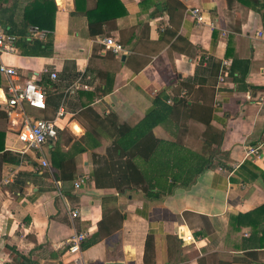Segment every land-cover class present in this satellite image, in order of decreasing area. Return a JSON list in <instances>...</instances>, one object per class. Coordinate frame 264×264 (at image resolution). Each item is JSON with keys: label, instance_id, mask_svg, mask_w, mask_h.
<instances>
[{"label": "crops", "instance_id": "1", "mask_svg": "<svg viewBox=\"0 0 264 264\" xmlns=\"http://www.w3.org/2000/svg\"><path fill=\"white\" fill-rule=\"evenodd\" d=\"M28 1L0 0V18L20 24ZM54 1L53 52L22 55L16 47L0 60L15 66L20 79L34 75L44 84L45 109L24 105L28 115L53 118L64 100L57 138L43 153L48 161L55 146L70 153L68 170L75 178L56 180L40 164V152L21 153L0 105L4 149L22 156L17 164L0 161V264H232L247 251L252 263L247 256L242 261L264 264V235L260 246L256 238L245 239L264 233V6L256 3L257 12L249 0H170L169 14L159 8L166 0H120L125 13L91 33L86 16L73 12V0ZM95 1L86 0V6ZM193 7L201 9L202 23L190 13ZM106 36L124 52L106 49ZM222 60L229 65L220 80ZM53 71L55 78L49 76ZM79 75L89 88L67 93ZM157 94L167 102L177 98L211 108L210 125L223 131L218 145L204 144L202 122L177 113L153 128L157 138L210 156L209 165L189 186L150 197L143 183L120 181L125 159L118 157L113 184L95 186L91 171L98 155L112 151L115 122L134 125ZM95 140L100 145L91 146ZM73 143L85 150L77 154ZM254 145H260L258 156L246 155ZM104 195L112 198L103 203ZM99 226L101 239L79 253L68 251L73 234L85 231L89 237ZM147 235L153 253L145 256Z\"/></svg>", "mask_w": 264, "mask_h": 264}, {"label": "trees", "instance_id": "2", "mask_svg": "<svg viewBox=\"0 0 264 264\" xmlns=\"http://www.w3.org/2000/svg\"><path fill=\"white\" fill-rule=\"evenodd\" d=\"M169 1L162 2L159 8L166 10L170 14L172 4ZM173 1L177 4L179 3L177 0ZM259 2L249 0L246 3L255 11L261 12L260 8H263L264 5ZM73 3V12L86 16L91 33H94L96 26L100 27L107 20L114 19L125 13L124 6L120 0H96L94 6L90 8L86 6V0H73ZM256 3L260 8L257 7ZM55 11L56 5L54 0H29L24 7L20 24L15 23L10 25L4 21L5 19L0 18V26L6 32L18 36L15 46L18 47L20 54L48 56L53 52L51 34L46 40H26L24 34L29 25L53 29ZM261 16L264 21V12ZM235 62L233 59V65L231 64L230 66L229 74H234L233 67ZM239 77L240 80H243L244 73H240ZM40 83L42 84V81ZM109 89L110 87L105 89L104 92ZM166 99L161 94H157L153 99V107L132 126L122 122H115V126L109 134L111 137L110 142L113 146L112 151H109L107 156L104 157L98 155L95 160L96 166L91 171V177L94 180L95 186L99 187L104 183L113 184V176L118 174L113 167V160L118 157L125 159V168L117 175L120 181L123 183V181L129 182L135 180L140 184L143 183L145 185V194L150 197H160L176 187L189 186L194 182L197 174L209 165L210 156L207 157L189 149L181 145L177 140L172 141L157 138L153 134V128L159 124L165 125L166 120L172 116H178L177 114L183 115L184 118H192L193 120L202 122L204 125L202 132L204 144L215 142L218 145L223 138V131L215 129L210 125L211 108L184 99L175 98L171 103L167 102ZM0 118H3L2 112H0ZM3 136L4 131L0 129V161L9 164L19 163L22 158L21 153L5 150ZM88 142L87 138L86 143ZM98 145H100V142L95 140L91 146ZM72 146L77 154L85 150V146H79L78 143H73ZM71 158L73 156L70 153L60 152L55 146L49 152L48 166L44 167H47V171L54 179L63 182L70 181L75 178L74 171L68 170V166L72 161ZM102 163L103 165L99 166ZM123 190L125 188L118 189L119 192H123ZM111 198V195H104L101 197V202L104 203V201ZM261 209L259 207L257 210ZM106 231H108V227ZM256 233H251L245 239L256 238L260 246V240L264 233L261 235H257ZM101 238L99 226L97 232L81 241L80 249L87 248ZM152 253L153 239L151 235H147L144 244V255ZM251 254L252 251L245 252L240 258L233 260L232 264L252 263L249 257ZM16 255L20 254L16 252ZM246 256L250 259V262L242 261L247 259Z\"/></svg>", "mask_w": 264, "mask_h": 264}, {"label": "built area", "instance_id": "3", "mask_svg": "<svg viewBox=\"0 0 264 264\" xmlns=\"http://www.w3.org/2000/svg\"><path fill=\"white\" fill-rule=\"evenodd\" d=\"M190 13L193 15L197 23L204 21V15L199 7H193L190 9ZM51 34V29L45 27H39L38 25H29L26 33L24 34L26 40H46ZM18 38L17 35L6 32L0 26V55L3 53L17 52L15 41ZM101 43L106 49H109L113 54L120 55L124 52L122 44L111 36H106L101 39ZM223 66L222 77L227 73V67L229 65L228 60H222ZM47 72V69H44ZM0 73L5 78V85L0 87V105L4 111L6 117L7 127L13 132L15 138L21 143V153L28 150H36L40 152V164L42 166H48V160L44 156L43 147L46 143H51L57 138V123L59 118L65 113L64 100L59 104L55 111L53 118H34L28 115L24 110V105L28 107L43 110L46 107V91L44 86L39 83L35 76L24 77L20 79L18 71L15 66H9L0 60ZM51 78L56 77V73L49 72ZM89 86L82 80V75H79L66 89L67 93H74L78 89H88ZM264 102V98L261 99ZM168 102H171L168 99ZM260 145H254L248 147L246 155L258 156ZM75 187L79 186V182L74 183ZM71 216L76 217L78 212L74 209L71 211ZM87 237L85 231L73 234L67 241L68 251L72 253L80 252V243ZM184 239L189 236H181Z\"/></svg>", "mask_w": 264, "mask_h": 264}, {"label": "water", "instance_id": "4", "mask_svg": "<svg viewBox=\"0 0 264 264\" xmlns=\"http://www.w3.org/2000/svg\"><path fill=\"white\" fill-rule=\"evenodd\" d=\"M121 59H123V56H122ZM105 264H123V263L122 262H119V261H108Z\"/></svg>", "mask_w": 264, "mask_h": 264}]
</instances>
